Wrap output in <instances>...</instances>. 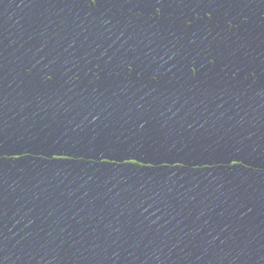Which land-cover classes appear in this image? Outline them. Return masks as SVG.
I'll return each instance as SVG.
<instances>
[{"label":"water","instance_id":"obj_1","mask_svg":"<svg viewBox=\"0 0 264 264\" xmlns=\"http://www.w3.org/2000/svg\"><path fill=\"white\" fill-rule=\"evenodd\" d=\"M0 264H264V0H0Z\"/></svg>","mask_w":264,"mask_h":264},{"label":"snow or ice","instance_id":"obj_2","mask_svg":"<svg viewBox=\"0 0 264 264\" xmlns=\"http://www.w3.org/2000/svg\"><path fill=\"white\" fill-rule=\"evenodd\" d=\"M133 162H135V161H133Z\"/></svg>","mask_w":264,"mask_h":264}]
</instances>
